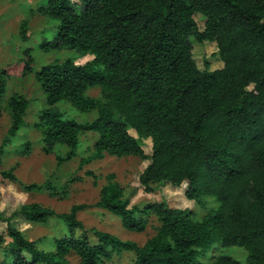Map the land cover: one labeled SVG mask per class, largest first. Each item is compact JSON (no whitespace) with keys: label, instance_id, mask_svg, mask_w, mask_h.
<instances>
[{"label":"trees","instance_id":"obj_1","mask_svg":"<svg viewBox=\"0 0 264 264\" xmlns=\"http://www.w3.org/2000/svg\"><path fill=\"white\" fill-rule=\"evenodd\" d=\"M40 11L59 20L55 46L93 56L83 64L67 58L37 71L47 95L36 123L43 150L52 153L65 146L66 152L57 156L61 164L77 155L82 134L98 132L80 166L106 154L149 159L139 176L145 192L186 183L189 199L205 205V197L212 196L220 205L202 219L166 200L129 206L110 173L94 205L120 217L131 231H144L155 215L160 225L145 243L86 229L78 215L91 204L57 212L25 202L8 216L0 211L7 223L6 232H0V264H70V255L78 264H105L123 252L135 253L129 264H202L200 257L217 239L245 247L248 259L243 263L219 255L210 264H264V0H47ZM197 13L205 17L203 28ZM27 28L23 22L22 38ZM192 37L216 42L223 67L200 69ZM32 62L28 58L0 70V118L7 77L32 71ZM92 87H100V98L88 95ZM63 100L84 112L96 110V118H63L55 109ZM29 103L21 94L8 99L10 125L0 145V165ZM144 138L152 139L150 154L141 145ZM31 145L26 141L23 149L13 151L26 154ZM14 170L1 173L17 181ZM86 174L97 176L92 170ZM80 179L71 176L61 188L46 180L24 184V189L58 194ZM53 216L67 229L54 237V249L41 248L39 239L28 238L14 224L19 217L47 223Z\"/></svg>","mask_w":264,"mask_h":264},{"label":"rangeland","instance_id":"obj_2","mask_svg":"<svg viewBox=\"0 0 264 264\" xmlns=\"http://www.w3.org/2000/svg\"><path fill=\"white\" fill-rule=\"evenodd\" d=\"M47 0H0V70L33 58L32 71L21 75L11 74L7 77L5 98L2 101L3 112L0 118V145L7 135L10 125V109L8 99L14 94L24 95L29 99V107L24 117L25 122L17 134L11 138V144L6 150L3 164L0 165V211L3 216L10 215L25 202H40L52 207L57 212L69 211L76 203H88L90 207L79 212V219L86 229H99L109 231L123 239H132L139 244L157 232L160 222L155 215L149 217V223L144 231H131L126 229L120 217L108 210L94 205L100 197V190L108 182L107 175L115 174L117 180L125 191L129 206L134 204L144 206L149 202L166 200L175 208L192 209L196 219H202L211 208H218L220 202L212 196L205 197V205L189 199L185 190L187 184L179 187L171 184L160 186L153 192H145L140 184V174L150 163L149 159L129 155L117 157L106 154L102 159H94L90 163L81 165V159L87 157L92 151V145L99 136L98 132H87L80 136L77 155L64 163H57L58 154H64L65 146L59 145L52 153L43 150L41 129L36 125L40 111L47 107V95L43 90L36 73L46 65L62 63L67 58H73L78 64H83L93 58L89 53H81L76 49L57 47L54 45L58 31L59 20L47 16L40 11ZM195 18L201 28L204 27L205 17L197 13ZM27 23V37L20 36L21 24ZM193 42V57L200 69L214 70L224 65L218 54L216 42ZM88 95L94 98L101 97L100 87H92ZM66 119H76L79 122H89L96 118L97 111L84 112L70 102L63 100L55 106ZM130 132L138 136L137 131L130 128ZM32 143L30 152L26 154L15 153L13 149L24 148V143ZM141 145L146 153L152 152V139L144 138ZM15 166L14 173L17 181H11L2 175L1 170ZM87 170L96 173V177L86 174ZM71 176H80L82 179L69 182L65 192L52 194L48 190L27 191L24 184L43 183L50 180L56 187L61 188ZM14 224L24 231L30 239H39V246L45 249H54V237L62 236L66 231L63 221L52 217L47 223H32L25 218H16ZM7 223L0 219V232H6ZM81 232V231H80ZM91 240L95 238L89 232ZM219 255H229L245 263L249 251L239 245H224L217 239L209 250L200 257L202 264H210ZM135 257L134 252H123L115 255L113 261L105 264H129ZM70 264H78V258L70 255Z\"/></svg>","mask_w":264,"mask_h":264}]
</instances>
